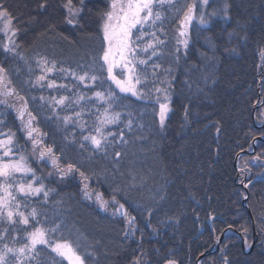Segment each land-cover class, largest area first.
Returning <instances> with one entry per match:
<instances>
[{"label":"trees","instance_id":"obj_1","mask_svg":"<svg viewBox=\"0 0 264 264\" xmlns=\"http://www.w3.org/2000/svg\"><path fill=\"white\" fill-rule=\"evenodd\" d=\"M66 2L0 0L13 17L15 45L21 54L6 52L0 38V65L8 70L10 86L17 92L7 98L8 105H0V121H4L0 131L15 133L17 154L28 157L36 175L44 177L42 183L54 189L47 202L42 195L25 201L10 189L21 205L19 211L27 215L36 207L47 213L48 223H42L43 216L36 218L40 222L30 217L28 225L21 224L18 217L9 223L5 216L0 219V249L4 244L19 249L28 243L27 233L34 228L61 224L50 239L70 242L85 264H166L169 259L176 264H197L208 250L213 252L198 264H264V140H258L264 138V127L253 122L256 107V124H264V0H227L228 19L222 11L226 0H210L207 15L213 11L219 15L211 17L207 26L193 24L188 48L179 46V53L175 39L179 20L194 0L162 5L163 24L157 27H163L166 36L160 35V39L166 43L151 63L160 65L159 79L167 78L171 84L149 83L144 90L153 86L169 89L170 111L163 127L155 93L149 99L121 94L106 79L98 59L93 64L103 49L100 13L108 10L110 0H85L76 25L66 23ZM72 2L80 6L79 0ZM41 4L47 6L41 8ZM38 57L81 74L93 65L94 74L102 80L86 87L71 76L54 72L48 79L66 87L34 85L41 74ZM168 69L171 71H164ZM108 89L118 98L112 111L121 115L107 131H123L125 142L117 135L105 151H96L83 138L95 134L97 117L107 107L93 94ZM79 95L86 100L77 105L74 101ZM60 96L72 103L54 107L50 98ZM18 97H24L36 117L34 126L44 134L43 144L61 157L62 166L75 163L89 176L90 189L109 200L107 209L84 197V181L78 172L61 180L50 164L31 155V142L17 118L15 107L24 103ZM160 102H165L162 94ZM75 112H81L80 120L65 123L63 117ZM246 150L250 153H242ZM116 152L121 155L117 157ZM238 169L247 176L246 205ZM115 189L119 191L114 193ZM114 194L129 217H135L134 225H129L128 217L113 214L117 207L111 203ZM253 225L256 242L249 252ZM131 228L136 230L131 232ZM230 228L242 234L244 247L240 234ZM6 260L7 264H69L46 245H38L31 259L28 254L10 253Z\"/></svg>","mask_w":264,"mask_h":264},{"label":"snow or ice","instance_id":"obj_2","mask_svg":"<svg viewBox=\"0 0 264 264\" xmlns=\"http://www.w3.org/2000/svg\"><path fill=\"white\" fill-rule=\"evenodd\" d=\"M166 2L169 5L172 4V0H110L108 10L100 13L102 20L100 25L103 41L102 53L98 58H93V64L98 59L101 69L106 72V79L119 90V93H130L138 99H149L153 93L156 94V102L159 104L158 117L161 127L165 125L166 116L170 111L169 104L167 103L169 89L167 87L160 88L155 86L148 91L144 89L147 88L149 83L153 85L160 83L169 86L171 84V81L167 78L163 80L159 79V72L161 71L160 65L151 63L153 58L162 54L159 52V49L166 43L165 40L160 39V35L166 36L163 27H157L163 24L164 17L159 9ZM200 2L202 5H207L209 0H200ZM79 4L80 6L76 7L72 0H67L63 5L68 13L66 23L76 25L79 22L78 17L84 11L85 0H79ZM46 6V4L40 5L41 8H45ZM229 8L230 5L226 0L222 10L225 19L229 18ZM175 11L179 14L180 9H176ZM217 15H219L217 11H213L207 16L201 11L198 17L199 24L201 26H207L211 22V17ZM195 16L196 2L194 0L193 3L186 5L182 18L179 20L177 35L175 37L177 53H179V46H183L184 49L188 48V26ZM0 19L4 21L3 28L0 30L5 34L9 32L12 34L9 37V43L2 45L4 50L18 56L21 55L17 52V46L12 39L17 34V29L12 26L13 17L2 3H0ZM146 28L149 30L146 31ZM229 35L231 36L232 34L229 33ZM178 58L179 56H177ZM21 59H23L22 56ZM36 64L40 68L41 74L36 76L33 84L41 87L46 84L49 89L66 87V85H57L55 80L48 79L49 74L54 72L71 76L78 83L84 84L86 87L89 85L95 86L98 81L102 80V77L94 74L95 69L93 65H89L87 70L81 74L72 69L57 68V61L49 60L47 57H38ZM164 71L170 72L171 69ZM149 75H151L152 80H149ZM11 84L12 81L9 78L8 70L3 65H0V97H3L0 99V105H8L7 98L17 95L16 89L11 87ZM161 94L165 102H160ZM93 95L97 101L103 102L107 107L97 117L98 124L95 127V134L85 136L83 139L90 142L94 150L105 151L117 139V135L121 143L125 142L123 131L119 132V134L107 131L110 125H115L120 120L121 114L112 111L118 98L111 89L96 91ZM18 98L24 101V97ZM41 99L43 100L45 98L41 97ZM85 100L86 97L84 95H79L74 103L79 105ZM50 102L54 107L64 106L66 102L72 103L66 96H60L58 99L52 97L50 98ZM16 112L17 118L20 120L21 128L27 139L31 142V155L35 156L40 162L50 164L61 180L78 172L81 180L85 182L82 189L84 197L91 199L95 195L100 207L107 209L109 200H105L103 194L89 192L87 183L89 176L84 171H81L75 163L69 162L62 166L61 157L54 153L51 146H45L43 144L44 134L38 127L34 126L36 117L28 110L26 101H24L21 108L16 109ZM80 117L81 112H75L74 116H64L63 120L67 123L73 118L80 120ZM3 123L4 121H0V128H2ZM81 126L83 127V125ZM127 127L131 129V121H129ZM17 153L15 133L10 130L7 132L0 131V219L6 216L9 223H14V217H18L21 224L28 225L30 217L36 222H40L36 218L43 216L45 219L42 223L47 224V213L40 212L36 207H32L27 215L19 211L21 205L17 201L16 196L10 191L12 189L18 195H22L25 201L42 195L44 198L43 202H47L50 192L54 191V189H48L42 183L44 177L36 175V171L28 163V157ZM115 155L119 157L121 153L116 152ZM255 159L259 160L260 157L257 156ZM17 174H19V177ZM29 174H31V180H27ZM52 174L51 172L48 173L49 176ZM25 180H27L26 183L23 182ZM118 191L119 189H115L114 193ZM111 203L117 206L113 213L114 215L119 214L123 217H128L130 226L135 224V217H129L125 205L116 199L115 194L111 197ZM23 206L28 207L26 203ZM61 227V224H55L50 227L34 228L33 231L27 233L28 243L19 249H14L4 244L3 248L0 249V264H7L6 258L10 253H18L20 257L28 254V258L31 259L38 245L50 247L53 252L66 258L70 264H85L84 259L78 254V250L70 242L63 240V238L50 239V237H54L60 231ZM135 230V228H131V232ZM134 264H137V262H134ZM166 264H176V261L169 259L166 261Z\"/></svg>","mask_w":264,"mask_h":264},{"label":"rangeland","instance_id":"obj_3","mask_svg":"<svg viewBox=\"0 0 264 264\" xmlns=\"http://www.w3.org/2000/svg\"><path fill=\"white\" fill-rule=\"evenodd\" d=\"M195 2H196V16H195V18L193 19V21L191 22V24L188 26V33H189V29L191 28V26H192L193 24H195V23H199L198 17H199V14H200L201 11H203V12L205 13V15L207 16V13H208V4H209L210 0H209V2H208L207 5H202V3L200 2V0H196ZM3 23H4V21H3L2 19H0V29L3 28ZM12 26H13V23H12ZM13 27H14V26H13ZM10 36H12L11 32L5 34L2 30H0V38H1V40L3 41L4 44L9 43V37H10ZM12 39H13L14 41H16V35H15L14 37H12ZM188 39H189V43H190V37H188ZM15 43H16V42H15ZM182 47H183V46H182ZM0 98H2V97H0ZM18 105H19V106H16L15 109H17V108H21V107L23 106V104H22V105L18 104ZM16 113H17V112H16ZM255 125L258 126L257 124H255ZM241 178H242V177H241ZM242 179H243V178H242ZM84 183H85V182L82 183V186H83ZM240 184H243V186H244V180L241 181ZM243 186H242V187H243ZM88 190H89L90 193H96L95 191H93L92 189H90L89 184H88ZM245 198H246V196L244 197V199H245ZM244 199H243V201H244ZM89 200H91V201H95L96 203H98V202L96 201L95 195H93L92 198L89 199ZM246 202H247V201H246ZM244 205H246V203H245ZM79 255H80V254H79ZM80 256H81V255H80ZM81 257H82V256H81ZM63 258H64V257H63ZM64 259L70 264V262H69L66 258H64Z\"/></svg>","mask_w":264,"mask_h":264},{"label":"water","instance_id":"obj_4","mask_svg":"<svg viewBox=\"0 0 264 264\" xmlns=\"http://www.w3.org/2000/svg\"><path fill=\"white\" fill-rule=\"evenodd\" d=\"M255 109H256V107H254V111H253V122L256 124V120H255ZM257 127H260V126H257ZM261 127H264V125H262ZM264 138H258V140H263ZM255 150H253L252 152H254ZM242 153H250L249 151H243ZM241 154V153H240ZM240 154L237 156V158H236V160H235V163H234V165L235 166H237V161H238V158H239V156H240ZM242 175V171H239L238 170V173H237V178H241V177H243V179H246V176L245 175H243V176H241ZM242 186H243V184H241ZM245 190H246V193H247V195H246V198L244 199V201H243V204H245L246 203V201L248 200V197H249V192H248V188L247 187H245ZM249 213H250V215H251V218H252V220H253V216H252V214H251V211L249 210ZM253 222H254V220H253ZM230 230H233V231H235V232H237L236 230H234V229H232V228H230ZM225 233H226V230L222 233V235H221V238L219 239V242H218V244H217V249L219 248V245H220V243H221V241H222V239H223V237H224V235H225ZM238 233V232H237ZM256 230H255V227H254V225H253V236H254V238H256ZM240 237H241V244H242V246L244 247V238H243V236L242 235H240ZM255 239H254V242H253V244H252V246H251V249L249 250V252H251L252 250H253V248H254V245H255ZM213 251L212 250H208L207 252H205V253H203L201 256H200V258H202V257H204V256H206V255H208V254H210V253H212Z\"/></svg>","mask_w":264,"mask_h":264},{"label":"bare ground","instance_id":"obj_5","mask_svg":"<svg viewBox=\"0 0 264 264\" xmlns=\"http://www.w3.org/2000/svg\"><path fill=\"white\" fill-rule=\"evenodd\" d=\"M260 128H262V127H260ZM229 230H230V229H229ZM226 232H227V230H226ZM234 232H235V231H234ZM237 232H238V231H237ZM237 232H236V233H237ZM238 234H240V233L238 232ZM240 235H242V234H240ZM243 238H244V237H243ZM254 239L256 240V238H254ZM255 242H256V241H255ZM244 245H245V244H244ZM250 249H251V247H250ZM200 256H201V255H200ZM200 256H199V258H198L199 260L201 259Z\"/></svg>","mask_w":264,"mask_h":264},{"label":"flooded vegetation","instance_id":"obj_6","mask_svg":"<svg viewBox=\"0 0 264 264\" xmlns=\"http://www.w3.org/2000/svg\"><path fill=\"white\" fill-rule=\"evenodd\" d=\"M264 99V98H263ZM264 101V100H263ZM173 260V259H172ZM199 263V259L197 260V264Z\"/></svg>","mask_w":264,"mask_h":264}]
</instances>
